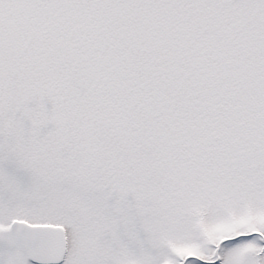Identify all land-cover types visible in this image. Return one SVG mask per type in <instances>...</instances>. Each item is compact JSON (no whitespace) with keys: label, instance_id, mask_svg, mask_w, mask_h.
Here are the masks:
<instances>
[{"label":"snow or ice","instance_id":"obj_1","mask_svg":"<svg viewBox=\"0 0 264 264\" xmlns=\"http://www.w3.org/2000/svg\"><path fill=\"white\" fill-rule=\"evenodd\" d=\"M0 264H264V0H0Z\"/></svg>","mask_w":264,"mask_h":264}]
</instances>
